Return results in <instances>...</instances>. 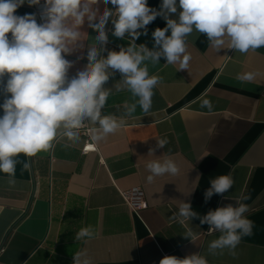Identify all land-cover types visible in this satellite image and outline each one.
Listing matches in <instances>:
<instances>
[{
	"label": "crops",
	"instance_id": "obj_1",
	"mask_svg": "<svg viewBox=\"0 0 264 264\" xmlns=\"http://www.w3.org/2000/svg\"><path fill=\"white\" fill-rule=\"evenodd\" d=\"M161 3L148 0L157 9ZM103 7L101 3V11ZM25 13L35 12L27 4L16 12ZM165 26L157 17L147 26L148 35L135 43L152 49V32ZM81 30L87 36L84 59L70 69V76L88 63L87 50L97 35L87 23ZM106 31L108 50L129 46L131 37H115L111 22ZM187 51V69L168 65L163 57L157 64L146 61L149 74L162 78L153 89L148 113L137 104L127 116L125 104L138 98L126 88L116 91L122 81L118 72L110 77L104 87L112 95L102 115L125 117V127L96 144L98 152H82V134L75 141L60 137L47 151L30 158L20 155L18 159L30 160L31 166L22 171V163L17 164L15 185L0 173V264H73V253L82 248L92 264H159L164 256L193 253L205 256L208 264H264V47L248 53L216 52L207 37L194 30L187 37ZM66 58L75 60L76 55ZM250 72L256 74L253 81L240 79ZM3 99L0 94V104ZM202 99L211 101V111L200 107ZM163 137L170 143L149 155V148ZM166 155L178 163L179 174L148 183L147 162ZM228 173L233 187L205 203L210 181ZM133 186L146 191L148 205L139 216L121 193ZM242 194L250 196L243 202L249 206L245 215L253 221L252 234L241 239L235 256L228 249L209 252V244L221 233L209 232L200 219L209 210L236 206ZM183 202H190L198 216L181 224ZM87 226L94 237L77 241L76 233Z\"/></svg>",
	"mask_w": 264,
	"mask_h": 264
},
{
	"label": "clouds",
	"instance_id": "obj_2",
	"mask_svg": "<svg viewBox=\"0 0 264 264\" xmlns=\"http://www.w3.org/2000/svg\"><path fill=\"white\" fill-rule=\"evenodd\" d=\"M25 4L42 5L40 22L36 13L16 14ZM157 17L166 26L152 32L153 48L137 45L135 41L148 35L147 26ZM109 22L115 37H131L129 46H121L119 52L105 47ZM85 23L97 33L95 43L88 47V63L70 76V69L84 59L81 50L87 36L81 29ZM194 30L205 35L216 52L229 49L248 53L262 48L264 0H162L158 9L150 7L148 0H0V94L4 96L0 104V173L7 174L8 184L16 183L18 163H22V171L30 169V160L18 159L21 154L30 158L47 151L60 137L78 140L86 121L94 126L89 129V139L95 144L125 127V117L102 115L112 95V90L104 86L115 72L122 77L116 91L126 88L138 98L136 103L125 104L126 115L132 116L137 104L148 113L153 89L162 78L149 74L146 61L157 64L163 57L166 64L187 69L191 59L187 37ZM72 55H76L75 60L66 58ZM255 76L250 72L240 79L250 82ZM200 107L211 111L213 105L202 99ZM169 143L167 137L159 138L156 146L149 148V155ZM146 168L150 173L148 183L180 172L178 163L167 155L147 162ZM210 184L204 193L205 203L214 194L228 192L234 179L228 173L212 179ZM249 198L239 195L236 206L209 210L200 219L201 224L209 225V232L221 233L209 244V252L220 250L222 254L228 249L235 256L241 239L252 234L253 221L245 215L249 206L243 202ZM197 216L190 202L180 204L181 224ZM94 235L91 226L82 227L75 239L86 241ZM191 235L189 232L186 238ZM73 264H92L88 250L82 248L73 253ZM159 264H208V260L199 253L184 258L168 255Z\"/></svg>",
	"mask_w": 264,
	"mask_h": 264
},
{
	"label": "built area",
	"instance_id": "obj_3",
	"mask_svg": "<svg viewBox=\"0 0 264 264\" xmlns=\"http://www.w3.org/2000/svg\"><path fill=\"white\" fill-rule=\"evenodd\" d=\"M32 9L34 12L37 14V18L40 22V11L42 10V5L41 6H33ZM103 112V109H102ZM86 128L82 129L80 134L85 136L86 138V143L85 146L83 147L82 152L84 154L90 153V152H98V146L95 143H92L89 139L91 133L89 131L91 126L90 122L86 121ZM123 199L126 203V205L130 208V210L134 213V215L139 216V212L143 209H145L148 205L147 202V196H146V191L142 186H133L128 190H123L122 192Z\"/></svg>",
	"mask_w": 264,
	"mask_h": 264
}]
</instances>
